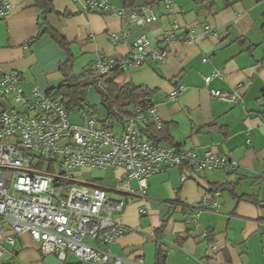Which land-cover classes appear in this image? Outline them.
<instances>
[{"label":"crops","instance_id":"0c3cea01","mask_svg":"<svg viewBox=\"0 0 264 264\" xmlns=\"http://www.w3.org/2000/svg\"><path fill=\"white\" fill-rule=\"evenodd\" d=\"M0 1L12 5L0 19V64L6 71H17L26 94L33 87L46 91L61 84L58 65L69 54L73 74L78 76L97 59L125 57L141 33L152 45L159 44L164 34L173 31V19L190 29L191 42L171 43L164 61L146 57L122 71L116 82L150 90L170 136V142L160 144L193 150L198 158L212 151L237 161L238 167L233 172L207 173H194L185 165L167 167L146 180L145 195L140 194L137 181L130 180L134 195L124 206L121 220L135 230L118 237L110 250L155 264V230L162 226L165 264H264V0H230V4L226 0H170V11L164 0H154L150 6L157 21L142 27L102 9L86 11V0H50L46 8L36 0ZM108 3L114 10L126 11L144 4L136 1L124 8L119 0ZM46 29L62 35L67 50ZM112 34L117 35L115 42ZM213 71H220V76L205 84L203 78ZM179 85L184 90L170 99V91ZM210 89L237 91L240 99L220 100L211 96ZM89 96V108L100 125L120 135L125 119L105 121L107 112L100 96L93 90ZM81 169L92 178L77 184L102 187L113 198L125 197L115 190L125 177L122 168ZM182 174L187 176L184 181ZM220 185L226 186L219 190V205L203 206L202 199H211V190ZM211 241L217 245L215 252L208 249ZM0 264L87 263L73 255L65 260L44 255L38 243L21 234L14 246L5 247Z\"/></svg>","mask_w":264,"mask_h":264},{"label":"built area","instance_id":"2783aa9c","mask_svg":"<svg viewBox=\"0 0 264 264\" xmlns=\"http://www.w3.org/2000/svg\"><path fill=\"white\" fill-rule=\"evenodd\" d=\"M0 1V19L11 8ZM167 11L171 1L164 0ZM102 9L136 26H150L157 16L149 5L128 11L114 10L108 0H86L84 10ZM116 41L117 35L112 34ZM176 41H192L190 29L173 19V31L152 45L145 33L131 43L128 54L118 60L97 59L91 65L95 75H105L114 68L122 71L141 64L146 57L164 61L167 47ZM213 71L203 80L208 84ZM240 87V85H238ZM142 100L145 109H137L126 118L123 131L115 134L100 125L91 110L80 109L77 120L71 118L59 98L33 87L28 94L21 87L17 71H6L0 64V258L5 247L14 246L21 234L38 243L42 254H53L60 260L73 255L87 264H144L142 258L128 259L114 255L110 246L115 240L135 229L124 224V206L133 199L130 180H136L141 195H145L146 180L167 167L187 166L194 173L237 169V161L225 155L206 151L198 158L193 150H180L170 145L147 141L139 127L149 120L159 128L162 121L149 89ZM184 90L179 85L169 93L175 99ZM211 96L224 101H237V91L210 89ZM122 168L125 177L115 185L124 198H113L99 186L77 184L75 170L80 168ZM187 179L182 174L181 180ZM221 195L205 196L202 205L216 208ZM98 243L103 248L98 247ZM215 252L214 241L208 243Z\"/></svg>","mask_w":264,"mask_h":264},{"label":"trees","instance_id":"16d2710c","mask_svg":"<svg viewBox=\"0 0 264 264\" xmlns=\"http://www.w3.org/2000/svg\"><path fill=\"white\" fill-rule=\"evenodd\" d=\"M50 0H36L39 7L46 8ZM124 8L133 7L136 1H142L143 5H149L154 0H119ZM230 0H226V4H230ZM41 25H39L40 27ZM51 36L61 44L65 50V38L54 30L46 29ZM42 33L38 32L37 36ZM94 63V62H93ZM92 63V64H93ZM91 64V65H92ZM91 65L84 70L81 75L74 76L72 56L69 54L68 58L58 65V69L63 76V81L56 87L50 88L47 94L53 98H59L63 103L67 113L79 109H86V95L90 86H96L100 95L101 104L104 106L107 115L104 119L121 121L132 116L137 109L146 110L145 103L142 98L145 91L142 87H137L132 83L119 84L116 82L117 77L122 73V70L114 68L105 75H95L91 71ZM150 92V90H149ZM151 93V92H150ZM92 110V108H89ZM105 121H101L103 124ZM100 122V121H99ZM105 126V125H102ZM107 127V126H105ZM141 138L151 142H170L167 126L162 123L161 127H155L149 120L143 121L139 127ZM223 186L213 188L211 191L222 190ZM243 197V196H242ZM240 198V197H239ZM163 227L155 230L156 236V254L155 264H165L166 249L163 248L161 236ZM180 242V240H179Z\"/></svg>","mask_w":264,"mask_h":264},{"label":"rangeland","instance_id":"374dc122","mask_svg":"<svg viewBox=\"0 0 264 264\" xmlns=\"http://www.w3.org/2000/svg\"><path fill=\"white\" fill-rule=\"evenodd\" d=\"M91 90H93L94 92H95V96H97V97H99L100 95H99V93H98V90H97V87L96 86H90L89 87V90L87 91V95H86V102L87 103H85L86 104V108L88 109L89 108V100H90V96H89V92L91 91ZM102 105V104H101ZM79 108H77L76 110H74V111H71L70 112V114H71V118L73 119V120H77L78 119V117H79ZM116 128H117V125H116ZM96 169H98V168H96ZM86 169H77V170H75V172H77V174H79V178L77 179V181H81V180H84L85 178H92V174L91 173H89V171H85ZM82 172H83V177H82ZM84 172H85V174H84ZM105 175L107 176L108 175V171H105ZM107 178V177H106ZM110 184V182H106V185H109ZM8 246V245H7Z\"/></svg>","mask_w":264,"mask_h":264}]
</instances>
